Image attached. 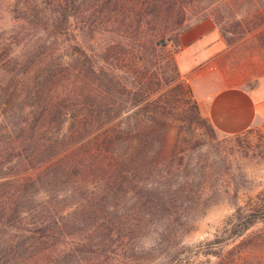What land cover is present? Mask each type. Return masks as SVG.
I'll return each instance as SVG.
<instances>
[{
    "label": "rangeland",
    "instance_id": "1",
    "mask_svg": "<svg viewBox=\"0 0 264 264\" xmlns=\"http://www.w3.org/2000/svg\"><path fill=\"white\" fill-rule=\"evenodd\" d=\"M199 19L264 100V0H0V264H264V114L200 113L174 61Z\"/></svg>",
    "mask_w": 264,
    "mask_h": 264
},
{
    "label": "crops",
    "instance_id": "2",
    "mask_svg": "<svg viewBox=\"0 0 264 264\" xmlns=\"http://www.w3.org/2000/svg\"><path fill=\"white\" fill-rule=\"evenodd\" d=\"M179 49L174 61L179 73L186 76L191 94L200 113L222 132H237L264 114V100L253 91L238 85H228L212 65L218 49L213 25L209 19H199L177 33Z\"/></svg>",
    "mask_w": 264,
    "mask_h": 264
},
{
    "label": "trees",
    "instance_id": "3",
    "mask_svg": "<svg viewBox=\"0 0 264 264\" xmlns=\"http://www.w3.org/2000/svg\"><path fill=\"white\" fill-rule=\"evenodd\" d=\"M54 74H50V76H49V79H48V87H47V89H49V87H51V83H52V81H53V78H52V76H53ZM46 104V103H45ZM33 105H35V106H37L38 107V105H39V102L37 101L35 104H33ZM49 107H50V104L48 105V104H46V107H44L43 108V106H42V110H44L45 109V111L46 110H49ZM43 113H44V111H42ZM79 126H80V123L79 122H76L75 124H74V129H78L79 128ZM94 130L96 131L97 129L96 128H94ZM96 133V132H95ZM91 137V136H90ZM97 137H98V134H96V135H93L91 138L92 139H94V140H96L97 139ZM103 137V136H102ZM86 139H88V138H86ZM105 142L108 144L106 147H105V149H103V150H105V153H106V155L108 156V154L107 153H112L114 150H116V146L119 144V142H121L122 140L120 139V138H116V137H112V136H106L105 135ZM89 142H90V140H89ZM91 147L92 146H90L89 148L91 149ZM89 151V150H88ZM55 154H50V156L51 157H53ZM102 160H104V159H102ZM61 164H63L66 168H67V165L66 164H64V163H61ZM248 222L246 223V225L247 224H249L250 222L249 221H251V219H249V220H247Z\"/></svg>",
    "mask_w": 264,
    "mask_h": 264
},
{
    "label": "built area",
    "instance_id": "4",
    "mask_svg": "<svg viewBox=\"0 0 264 264\" xmlns=\"http://www.w3.org/2000/svg\"><path fill=\"white\" fill-rule=\"evenodd\" d=\"M178 46V45H177Z\"/></svg>",
    "mask_w": 264,
    "mask_h": 264
}]
</instances>
